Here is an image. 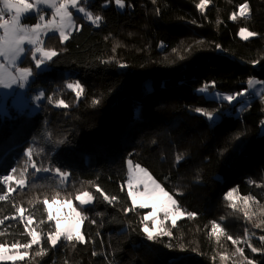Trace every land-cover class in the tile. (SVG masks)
Segmentation results:
<instances>
[{"label":"trees","instance_id":"1","mask_svg":"<svg viewBox=\"0 0 264 264\" xmlns=\"http://www.w3.org/2000/svg\"><path fill=\"white\" fill-rule=\"evenodd\" d=\"M123 1L120 10L114 0H89L99 24L74 15L66 41L44 38L58 54L47 68L36 70L30 52L20 64L34 71L28 94L41 87L45 95L34 114H0V243L23 245L28 231L38 232L24 264H264V89L239 113L208 95L264 81V0H205L202 8L201 0ZM244 4L249 14L241 16ZM241 29L254 35L242 38ZM76 82L79 97L67 88ZM127 160L194 215L175 226L161 216L170 235L149 241L148 209L127 196ZM56 169L68 172L66 183ZM97 187L116 200L104 201ZM83 191L94 196L76 204L86 208L85 241L52 246L44 201Z\"/></svg>","mask_w":264,"mask_h":264},{"label":"snow or ice","instance_id":"2","mask_svg":"<svg viewBox=\"0 0 264 264\" xmlns=\"http://www.w3.org/2000/svg\"><path fill=\"white\" fill-rule=\"evenodd\" d=\"M42 3H48L51 8L54 9L53 18L50 20H45L44 15L39 16V21L33 26H28L23 24L24 14L28 13L30 9L33 8V5L27 3L26 0H3V8H0V30L3 31V35H0V57L4 58V62H0V88L9 89L14 85H18L19 88L23 89L28 82L29 78L34 75V71L29 67H18V64H22L27 58L28 53H31V58L35 62V69H40L46 62L52 61L54 57L58 54L53 50H45L43 45V36H47L49 33L55 34L58 32L60 41L63 43L69 37L67 34L68 28L72 25L74 21V11H78L80 13H84L87 16L89 21L93 23L101 20L100 16H96L93 20V17L90 13L85 12L83 7L78 6L77 0H59L58 3H53L51 0H40ZM205 0H201L200 5L198 7H203ZM117 3H120V0H117ZM123 6V5H121ZM73 11H70L69 9ZM15 12L14 15H10V19L5 20L4 17L6 14H11ZM244 9H241V13L243 14ZM241 35L247 39L248 36L254 35V33L241 32ZM30 46V47H28ZM220 47L219 45L217 46ZM37 54L39 57L37 58ZM123 66V65H121ZM15 69L13 73L12 69ZM253 82L249 81V85ZM67 88L75 92L76 97H79L82 92L81 84L79 82L68 83ZM200 92L204 93L208 91L207 85L199 89ZM44 93L36 96V100H40ZM49 103L52 102V98L48 97ZM223 100L232 101L235 99L234 96L226 95L222 97ZM95 103V102H94ZM58 104L61 106L67 107L63 100L58 101ZM195 111L197 113H201V108H196ZM203 115L207 117V120L214 124L215 116L211 112H203ZM31 149H28L26 154L31 159ZM128 177H127V196L131 200V204L134 207H139L141 209L146 207H151L152 211L147 213L143 220H152L153 228L149 229V227L145 224L143 227V232L146 234L147 239L149 241L154 240V232L160 236L170 235V233L160 227L157 231V224L163 225V221H157V212L162 211L164 215V220L171 219L172 224L175 226L177 223V219L181 217L184 213L181 211L178 206V202L174 199L156 180L152 178L148 172L141 168L139 164L135 165L133 168L132 161L128 160ZM39 170V169H37ZM45 171H49V169H44ZM15 171V169H13ZM57 173H61L60 169H56ZM68 173H61V182L63 183V179L67 177ZM3 181H8L13 179L11 175H5ZM21 186H23L24 181L21 180L18 182ZM151 184V188L149 187ZM140 185H143V190L141 191ZM236 189L228 191L225 194V199H231L233 197V192ZM96 192L100 193L103 197L104 201H107L111 204L116 197H109L104 194L101 188L97 187ZM160 197H164V201L160 203L159 208L157 207V203L160 200ZM5 197L0 195V200H4ZM76 200L79 202L80 206H87L94 203V196L89 191H84L81 194L76 196ZM151 201V204H149ZM45 204H49V201L45 200ZM58 201L53 199L51 204H56ZM65 203L68 204L71 214L72 220L71 223L67 227L61 226V220L56 215H53L51 212L48 214L49 221H55V230L54 232H49L47 236V240L50 242L52 246H56L59 241L62 239L67 242L78 241L83 243L85 241V236L81 232V225L88 219L87 215L84 214L86 208L82 207L78 210L77 207L72 206V201L68 200ZM245 203H247V198H245ZM21 213H23V209H20ZM127 212L128 209H125ZM187 215L192 216L193 213H187ZM259 226V225H257ZM216 227L215 225L213 226ZM28 236L31 237L29 243H25L20 245L18 243H12L10 245L11 249H19L23 247L25 249L29 248L31 245H35L40 242V236L35 231H28ZM231 239V237H229ZM264 240V237H261ZM235 243V241H234ZM9 251L8 247H5L4 244H0V260L9 259L15 260L17 258L23 259L27 253L19 254L17 256H5L4 254ZM237 251H242L241 249H237ZM253 252H256V248H252ZM251 264V262H250Z\"/></svg>","mask_w":264,"mask_h":264},{"label":"rangeland","instance_id":"3","mask_svg":"<svg viewBox=\"0 0 264 264\" xmlns=\"http://www.w3.org/2000/svg\"><path fill=\"white\" fill-rule=\"evenodd\" d=\"M88 1L89 0H77L78 6L79 7H83L85 9V12L90 13L92 15V17H93V20H94L96 15L89 8ZM26 2L32 4L33 8L30 9L28 11V13L24 14V19L22 21L23 24L28 25V26L35 25L36 23L40 22L39 21V16L40 15H44L45 16V20H50V19L53 18L54 9L51 8L48 3H42V2H40V0H26ZM51 2L58 3L59 0H51ZM107 4L108 3L106 2L105 5H107ZM114 4L116 5V7L118 9H120V10L124 9L125 3H124L123 0H120V3H117V0H114ZM121 5H123V6H121ZM0 8H3V0H0ZM69 10L73 11L71 8ZM239 12H241V9L239 10ZM239 12H238V14H239ZM11 14L14 15L15 12L13 11ZM73 15H79L82 18H84L85 20L89 21L87 19V16L84 13H80L78 11H74ZM32 16H35L37 18V21L35 23H28V22L25 21V19L27 17H32ZM89 22L93 23L92 21H89ZM0 23H2V22L0 21ZM93 24L97 25V24H99V21L95 22ZM74 28H75V19H74L72 25L68 28L67 34L72 32L74 30ZM242 30L245 33V35L248 32H250V31H248L246 29H241L239 31V36L242 37V38H244V36L241 35ZM56 33H58V32H56ZM49 34H52V33H49ZM0 35H3V31L2 30H0ZM45 37L46 36L42 35V39L43 40H44ZM248 37H251V36H248ZM28 47H30V46H28ZM45 50H47V49H45ZM38 57H39V54H37V58ZM0 62H4V58L3 57H0ZM34 64H35V62H34ZM17 66L18 67H24V66H21L20 64H18ZM47 67L48 66H47V62H46L45 65H43L40 69H36V70L41 71V70H43V69H45ZM12 71L14 73L15 69L13 68ZM32 80H33V76L29 78L28 82L26 83V85H25V87L23 89L19 88L18 85H14L12 88H9V89L0 88V114L2 116L11 114V112L14 109L19 110V111L23 110V111L27 112L28 114H34L40 109L41 102L44 100V96H42L40 100H36V96H38V95H40L41 93H44V92H43L41 87H38V88H36L34 94L29 95L28 94V89L30 87V84H31ZM250 81H252L253 83L251 85H249V82H248L247 88L245 90L239 92V93H237V92L228 93V92L224 91V92H214V93H211V94H208V95L210 97H213V98L217 99V100H223L222 97L226 96V95L234 96L235 99L232 100V101H227V100H223V101L227 102L226 111L232 112L234 110L235 113H239L241 111V109L245 105H247L248 102L251 99L258 98L263 92L264 81L262 79L253 77V78L250 79ZM263 129H264V123H263ZM127 162H128V160H127ZM137 164H139V163H134L132 161L133 168ZM139 165H140L141 168L145 169L148 172L149 175H151V173L149 172V170L146 167L142 166L141 164H139ZM127 167H128V164H127ZM61 173H63V172L61 171ZM61 173H57L56 170H55V174L58 177H60V179H61ZM66 173H68V172H66ZM127 177H128V171H127ZM152 178L154 180H156L153 176H152ZM67 180H68V175H67V177H65L63 179V183L61 182V184L66 183ZM157 183H159V182L157 181ZM139 187H140V189L142 191L143 190V185H140ZM149 187L150 188L152 187L151 184H149ZM161 187H162V185H161ZM126 188H127V179H126ZM83 192H80L78 194H81ZM164 199H166V198L160 197V200L157 203V207L158 208L160 206V203H162L164 201ZM70 200L72 201V206L73 207H77L76 204H79V202L76 200V197H75V200H73V199H70ZM57 201H58V203H56V204H51V202H49V204H47L48 213L51 212L53 215H56L58 218H60L62 228L63 227H67L71 223V220L73 218L68 204L65 203L68 200H57ZM149 204H151V201H149ZM143 209H148L147 213L152 211V208L150 206L146 207V208H143ZM181 211L183 212L182 209H181ZM183 213L184 214L181 217H179L177 220H179L180 218H182V217L187 215L185 212H183ZM161 216H163V219H164L163 212L162 211H158L157 212V221H162ZM168 220L171 222V219H168ZM150 221H152V220L150 219ZM54 224H55V221H54ZM147 226L149 227V229H152L153 228V222H152V225H150V226L147 225ZM160 227H161V225L158 223L157 224V231L159 230ZM36 233L38 234V232H36ZM155 233L156 232H154V234ZM5 247L9 248V251L4 254L5 256H17L18 253L19 254L27 253V251L24 250V248H22V247H20L19 249H11L10 246H5ZM27 256H28V254L25 255L22 260L17 258L15 260L4 259V260H0V261L1 262H11V263H15V264H24L23 260Z\"/></svg>","mask_w":264,"mask_h":264},{"label":"built area","instance_id":"4","mask_svg":"<svg viewBox=\"0 0 264 264\" xmlns=\"http://www.w3.org/2000/svg\"><path fill=\"white\" fill-rule=\"evenodd\" d=\"M248 14H249V11H248V8H247V7L245 8L243 14L239 12V15H241V16H245V15H248ZM4 19H5V20L10 19V15H5Z\"/></svg>","mask_w":264,"mask_h":264},{"label":"bare ground","instance_id":"5","mask_svg":"<svg viewBox=\"0 0 264 264\" xmlns=\"http://www.w3.org/2000/svg\"><path fill=\"white\" fill-rule=\"evenodd\" d=\"M242 8L245 10L246 6H243ZM242 8H241V9H242ZM240 13H241V12H240Z\"/></svg>","mask_w":264,"mask_h":264},{"label":"crops","instance_id":"6","mask_svg":"<svg viewBox=\"0 0 264 264\" xmlns=\"http://www.w3.org/2000/svg\"><path fill=\"white\" fill-rule=\"evenodd\" d=\"M243 6H246V7H247V5H246V4H244ZM243 6H242V7H243ZM242 7H241V8H242ZM247 8H248V7H247ZM49 50H50V49H49Z\"/></svg>","mask_w":264,"mask_h":264}]
</instances>
